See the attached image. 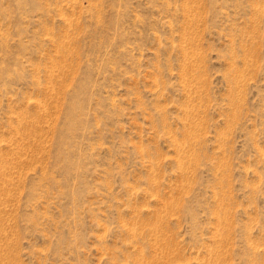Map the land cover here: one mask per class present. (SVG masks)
Returning <instances> with one entry per match:
<instances>
[{"label":"rangeland","instance_id":"1","mask_svg":"<svg viewBox=\"0 0 264 264\" xmlns=\"http://www.w3.org/2000/svg\"><path fill=\"white\" fill-rule=\"evenodd\" d=\"M0 264H264V0H0Z\"/></svg>","mask_w":264,"mask_h":264}]
</instances>
